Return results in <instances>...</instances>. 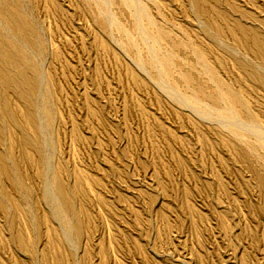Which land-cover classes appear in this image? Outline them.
<instances>
[{
    "label": "rangeland",
    "instance_id": "374dc122",
    "mask_svg": "<svg viewBox=\"0 0 264 264\" xmlns=\"http://www.w3.org/2000/svg\"><path fill=\"white\" fill-rule=\"evenodd\" d=\"M0 264H264V0H0Z\"/></svg>",
    "mask_w": 264,
    "mask_h": 264
}]
</instances>
